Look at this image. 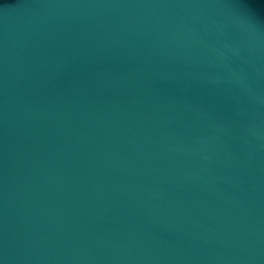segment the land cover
Wrapping results in <instances>:
<instances>
[{
  "label": "water",
  "instance_id": "water-1",
  "mask_svg": "<svg viewBox=\"0 0 264 264\" xmlns=\"http://www.w3.org/2000/svg\"><path fill=\"white\" fill-rule=\"evenodd\" d=\"M0 264H264V0H0Z\"/></svg>",
  "mask_w": 264,
  "mask_h": 264
}]
</instances>
